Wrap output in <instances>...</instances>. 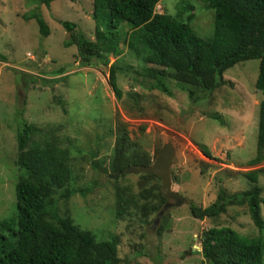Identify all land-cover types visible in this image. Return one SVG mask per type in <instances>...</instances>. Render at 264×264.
Wrapping results in <instances>:
<instances>
[{
  "label": "rangeland",
  "instance_id": "rangeland-1",
  "mask_svg": "<svg viewBox=\"0 0 264 264\" xmlns=\"http://www.w3.org/2000/svg\"><path fill=\"white\" fill-rule=\"evenodd\" d=\"M206 4L204 0H159L155 11L175 15L199 37L211 40L214 11ZM33 11L48 24L47 36L40 35L34 18H24ZM92 11V0H53L48 6L32 0H0V220L10 217L16 207L14 184L21 174L15 164L20 112L27 122L57 127L61 145L71 151L72 178L52 195L59 214L72 217L98 239L118 235L120 264H204L201 234L215 226H228L244 237L261 236L264 244V229L260 232L252 223L245 206H229L218 217L204 219L192 217L188 207L190 201L208 205L219 188L228 192L247 189L249 181L243 172L255 168H262L258 184L264 200V161L247 164L255 155L259 103L264 99V93L255 88L259 60L228 67L223 77L232 85L199 91L205 98L196 101L175 80L166 78L171 90L168 95L149 88L151 80L144 76L142 62L122 43L129 24L118 28L116 40L122 53L117 59L107 54L94 58L92 65L80 64L76 46H65L71 33L60 20L75 22L94 40ZM113 62L117 64L120 99L108 83ZM117 122L124 123L130 141L150 155L165 142L172 143L171 189L184 196L185 203L166 207L160 216L159 209L148 217L141 215L140 205L157 203V199L140 198L138 193L143 187L160 185L161 189V180L150 176L144 182L142 171L111 172ZM195 141L209 148V157ZM202 164L207 166L200 173ZM116 186L128 188L127 194L137 205H126L121 217L115 216ZM69 188H88V192L63 197ZM261 214L264 218V201ZM3 237L13 242L11 230L0 231L1 244Z\"/></svg>",
  "mask_w": 264,
  "mask_h": 264
},
{
  "label": "trees",
  "instance_id": "trees-1",
  "mask_svg": "<svg viewBox=\"0 0 264 264\" xmlns=\"http://www.w3.org/2000/svg\"><path fill=\"white\" fill-rule=\"evenodd\" d=\"M32 1L48 6L53 0ZM158 1L92 0V16L96 22L94 40L88 39L75 22L60 20L71 33L65 46H76V55L82 66L92 65L94 58L107 54L117 59L122 53L116 40L118 28L126 23L130 27L122 43L142 62L144 76L151 80L149 88L170 95L171 90L164 79H172L187 91L190 99L196 101L205 98L199 91L210 92L222 85H232L223 77L228 67L257 58L255 88L264 93V0H204L214 11L211 40L199 37L187 22L175 15L155 11ZM24 18L36 20L42 37L49 34L48 24L39 12L33 11ZM108 83L115 97L120 99L122 91L117 83L115 62L109 66ZM195 142L209 157V148ZM61 144L57 127L43 128L27 122L18 112L15 164L21 174L14 184L16 207L10 217L0 220V231L11 230L14 239L11 242L3 237L0 264H120L118 235L108 240L98 239L92 231L76 225L72 217L59 214L52 195L72 178L71 151ZM155 155L137 148L136 143L130 141L124 123L117 122L110 163L113 174L123 175L128 166L148 165ZM263 161L264 99L259 103L255 155L247 164L256 165ZM93 166L97 167L95 162ZM206 166L201 165L200 173ZM261 171L262 168H255L243 172L249 181L247 189L228 192L219 188L215 199L206 206L190 201V214L198 219L216 218L229 206H245L252 223L262 232L261 204L264 200L258 184ZM150 176L157 178L142 171L144 182ZM127 189L123 186L115 188L117 217L124 216L129 203L137 206ZM155 189L143 187L138 193L140 198L157 199V203L140 205L142 216L148 217L150 212L160 210L167 201L160 185ZM77 192L84 195L88 188H69L63 197ZM263 249L261 236L244 237L228 226L210 227L201 234L204 264H262Z\"/></svg>",
  "mask_w": 264,
  "mask_h": 264
},
{
  "label": "water",
  "instance_id": "water-1",
  "mask_svg": "<svg viewBox=\"0 0 264 264\" xmlns=\"http://www.w3.org/2000/svg\"><path fill=\"white\" fill-rule=\"evenodd\" d=\"M174 156V148L170 141L165 142L162 147L156 153L153 161L148 165H138V166H128L125 168L124 172H136L145 171L152 173L160 178L161 180V192L166 198H172L173 203L165 202L162 208L158 211L157 216H160L164 209L170 205L177 206L179 204L185 203L187 199L176 193L171 189V174L170 165L172 158Z\"/></svg>",
  "mask_w": 264,
  "mask_h": 264
}]
</instances>
